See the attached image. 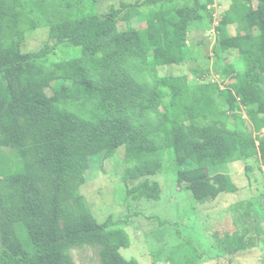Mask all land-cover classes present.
Masks as SVG:
<instances>
[{
    "label": "trees",
    "instance_id": "1",
    "mask_svg": "<svg viewBox=\"0 0 264 264\" xmlns=\"http://www.w3.org/2000/svg\"><path fill=\"white\" fill-rule=\"evenodd\" d=\"M47 1L0 0V264H71L72 250L83 248L98 249L102 264H138L121 255L131 246L127 233L99 224L84 204L89 160L124 148L123 181L133 201L158 197L159 189L135 182L167 169L166 154L195 202L233 192L225 175L209 171L264 162V0H231L219 21V50L237 51L246 66L226 89L154 71L195 57L187 31L214 0L158 11L147 28L119 33L123 11L172 0L122 3L105 19L95 5L80 16L71 2L55 17ZM234 25L241 36L228 33ZM38 29L74 54L53 61L49 45L22 54L25 32Z\"/></svg>",
    "mask_w": 264,
    "mask_h": 264
},
{
    "label": "rangeland",
    "instance_id": "2",
    "mask_svg": "<svg viewBox=\"0 0 264 264\" xmlns=\"http://www.w3.org/2000/svg\"><path fill=\"white\" fill-rule=\"evenodd\" d=\"M144 0H48L50 8L56 7L55 17L67 14L59 7L72 4L78 15L95 5L100 19L109 16L111 10L121 9V4L140 5ZM206 4V0H201ZM231 0H214V4L203 13L204 19L188 28L187 41L195 51V57L184 65H171L154 69L158 77L189 76L193 83L210 79L222 85V89L234 82L231 77L246 72V66L237 51L223 53L218 48L216 29ZM193 0H172L157 6H140L123 11L117 31L135 32L147 28L152 16L158 11L190 9ZM256 9L257 3L251 4ZM59 11V12H58ZM129 14L127 20L125 14ZM233 36L243 34L238 25L227 29ZM45 45L54 48L52 60L69 59L74 54L71 45L49 39V29L25 32L20 47L22 54L37 52ZM80 51V49H78ZM234 73L227 75L226 70ZM222 89L217 96L224 101ZM260 89L264 91V85ZM241 116L250 126L245 113ZM264 119V115L261 116ZM1 150V149H0ZM8 156L11 150L3 149ZM125 149L105 159L98 154L89 160L90 170L86 174L81 195L88 211L99 224L108 223L112 229L124 230L131 246L122 250L126 260L138 264H264V162L259 159L249 162L228 163L212 168L211 177L225 175L232 184L233 192L224 193L216 201L197 203L184 186L177 184V170L169 169L173 163L171 154L163 155L166 168L160 175L135 182H148L159 189L158 197L151 201H133L127 196L123 177ZM159 156V155H157ZM170 163H169V162ZM169 163V164H168ZM168 164V165H167ZM71 264H102L98 249H73Z\"/></svg>",
    "mask_w": 264,
    "mask_h": 264
}]
</instances>
